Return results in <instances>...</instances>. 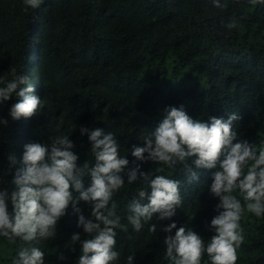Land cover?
<instances>
[{"label": "trees", "instance_id": "trees-1", "mask_svg": "<svg viewBox=\"0 0 264 264\" xmlns=\"http://www.w3.org/2000/svg\"><path fill=\"white\" fill-rule=\"evenodd\" d=\"M219 2L217 8L213 0H43L39 8L25 10L23 0H0V77L10 79L13 68L29 75L33 94L45 102L37 115L18 121L9 110L20 98L0 102V121H7L0 123V191L16 190L12 181L23 167L28 143L51 147L54 136L65 135L78 167L94 163L81 127L113 133L130 170L133 145L143 146L144 134L155 129L169 107L182 105L202 122L213 116L227 120L235 112L238 140L264 146V3ZM189 164L198 172L194 181L179 165L164 173L181 183L182 205L175 216L161 221L154 215L149 222L157 226L154 233L147 225L138 234L130 225L128 233H118L116 264H126L130 255L133 264H169L164 240L180 227L205 243L212 238L210 222L219 203L209 191L215 170ZM158 167L151 161L140 164L149 174ZM122 175L125 186L114 201L121 222L127 223V205L143 181L129 185ZM83 184L89 187L90 177ZM77 206L95 222L90 205ZM8 208L11 212L10 203ZM77 223L69 205L55 238L36 245L45 254L44 264H78L81 244L72 236L89 237ZM171 223L177 228L165 233ZM241 226L245 240L236 264H264V216L245 212ZM21 246L19 240L11 244L0 238V264H12ZM202 264H210L206 255Z\"/></svg>", "mask_w": 264, "mask_h": 264}, {"label": "clouds", "instance_id": "clouds-1", "mask_svg": "<svg viewBox=\"0 0 264 264\" xmlns=\"http://www.w3.org/2000/svg\"><path fill=\"white\" fill-rule=\"evenodd\" d=\"M251 2L258 4L264 0ZM23 4L25 10L37 9L43 0H23ZM213 5L222 6L219 0H213ZM10 76V79L0 77V102L14 96L20 98L11 105L10 118L18 121L37 115L45 102L33 94L30 76L17 73L15 68ZM239 119L233 112L227 120L213 116L202 122L191 118L182 105L169 107L155 129L144 134L143 146L133 145L134 166L130 170L117 137L111 132L105 134L101 128L79 129L82 136L87 135L94 159V163L86 162L82 167L77 166L78 156L72 151L74 145L68 136H54L51 147L26 144L23 167L12 181L16 190L0 191V238L11 244L17 240L23 242L12 264H44L45 254L36 245L55 238L57 223L66 215L69 205L78 214L77 226L89 237L80 241L79 234L72 236L73 243L81 244L78 264H116L118 233H128L129 225L137 234L145 225L149 233H154L157 226H149L154 215L161 221L175 216L176 209L182 205L181 183L164 173L179 165L190 182L194 181L198 172L189 161L197 170H215L209 188L210 194L219 199L218 214L210 222L214 235L205 243L196 232L180 227L174 236H166L164 258L169 264H202L206 255L210 264H236L238 249L245 240L242 217L245 212L264 216V146L257 149L247 141L238 140L233 122ZM9 160L16 162L12 156ZM147 161L160 165L156 174L140 170V164ZM122 174L127 176L129 185L138 179L143 181L136 198L127 205L130 213L127 223L121 222L114 201V196L125 186ZM86 176L90 177V186L85 189ZM81 202L91 206L95 222L81 214L77 206ZM176 228L171 223L163 231L171 233ZM126 264H133V256L127 257Z\"/></svg>", "mask_w": 264, "mask_h": 264}]
</instances>
